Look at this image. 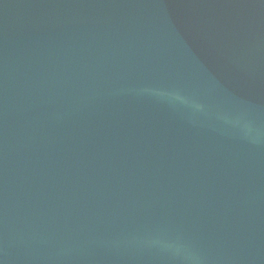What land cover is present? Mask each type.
<instances>
[{
  "label": "water",
  "instance_id": "95a60500",
  "mask_svg": "<svg viewBox=\"0 0 264 264\" xmlns=\"http://www.w3.org/2000/svg\"><path fill=\"white\" fill-rule=\"evenodd\" d=\"M0 264H264V0H0Z\"/></svg>",
  "mask_w": 264,
  "mask_h": 264
},
{
  "label": "clouds",
  "instance_id": "9594fccd",
  "mask_svg": "<svg viewBox=\"0 0 264 264\" xmlns=\"http://www.w3.org/2000/svg\"><path fill=\"white\" fill-rule=\"evenodd\" d=\"M153 92L154 95L158 96V97H161V98H168L172 101H178L180 104L182 105H186L188 107H190L191 109L197 111V112H202L204 110V106L201 105V104H198L196 103L195 101L193 100H190L188 97L180 94L179 92H166V91H163V90H158V89H154V90H151ZM246 128H247V131L249 133V135H252L254 133H256V130L251 128V127H248L246 125ZM165 248H173L174 246L173 245H170V244H164L163 245ZM175 251L177 254L180 253V249L177 247L175 248Z\"/></svg>",
  "mask_w": 264,
  "mask_h": 264
}]
</instances>
